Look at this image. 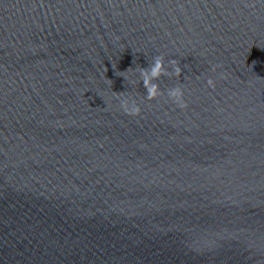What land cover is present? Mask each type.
Instances as JSON below:
<instances>
[{
	"label": "water",
	"instance_id": "1",
	"mask_svg": "<svg viewBox=\"0 0 264 264\" xmlns=\"http://www.w3.org/2000/svg\"><path fill=\"white\" fill-rule=\"evenodd\" d=\"M0 264H264V0H0Z\"/></svg>",
	"mask_w": 264,
	"mask_h": 264
},
{
	"label": "clouds",
	"instance_id": "2",
	"mask_svg": "<svg viewBox=\"0 0 264 264\" xmlns=\"http://www.w3.org/2000/svg\"><path fill=\"white\" fill-rule=\"evenodd\" d=\"M170 65L174 69V74L177 77H180L182 75V68L179 66V63L176 60H173L170 62ZM140 75L144 87L147 90V99L156 100L162 95V92L160 86L157 83H154V81L159 80L161 76L172 75V73H170L165 67L164 57L158 56L148 69H141ZM207 83L212 88L216 87L215 81L212 79H209ZM168 96L180 108H187V103L184 100V91L181 87L170 89ZM122 108L126 114L134 117L140 116L142 112V109L135 102H129L128 100L122 102Z\"/></svg>",
	"mask_w": 264,
	"mask_h": 264
}]
</instances>
